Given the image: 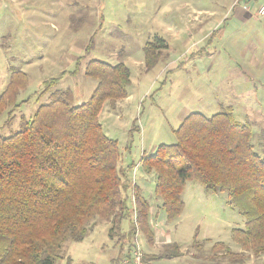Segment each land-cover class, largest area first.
<instances>
[{"label":"rangeland","instance_id":"374dc122","mask_svg":"<svg viewBox=\"0 0 264 264\" xmlns=\"http://www.w3.org/2000/svg\"><path fill=\"white\" fill-rule=\"evenodd\" d=\"M263 3H249L248 17L236 0H0V95L11 71L27 77L16 106L0 116L2 137L47 101L45 83L58 80L54 90H69L80 105L96 86L84 75L88 62L123 64L130 73L128 99L120 108L105 103L99 123L118 144L129 204L133 182L150 205L152 240L138 228L126 237L128 219L111 236L110 225L97 221L81 242L61 245L55 264H120L135 240L149 264H264V255L245 253L232 240L245 220L226 193L187 182L183 210L169 222L154 193L155 174L140 163L158 146L175 143L173 131L190 113L228 110L249 125L251 144L264 160V17L255 16ZM156 39L166 47L147 70L143 48ZM215 244L231 254L214 251ZM176 251L174 259L153 260Z\"/></svg>","mask_w":264,"mask_h":264},{"label":"trees","instance_id":"16d2710c","mask_svg":"<svg viewBox=\"0 0 264 264\" xmlns=\"http://www.w3.org/2000/svg\"><path fill=\"white\" fill-rule=\"evenodd\" d=\"M165 47L157 39L145 45L147 70ZM84 75L96 82L86 102L75 105L71 92L54 90L58 80H51L41 92L47 101L29 120H20L17 132L0 135V264H55L61 245L81 242L97 221L110 225L111 236L128 219L126 237L138 228L152 240L150 205L133 182L129 204L118 144L99 123L105 103L114 108L127 98L129 70L90 61ZM26 84L24 73L10 72L0 116L16 106ZM173 132L175 143L140 160L146 174H155L154 193L167 221L181 214L186 183H198L208 192L226 193L245 220L243 229L232 230V240L245 253L264 255V160L254 151L249 125L235 121L230 110L208 117L190 113ZM213 250L231 254L223 244ZM178 256L176 251L153 260Z\"/></svg>","mask_w":264,"mask_h":264},{"label":"built area","instance_id":"2783aa9c","mask_svg":"<svg viewBox=\"0 0 264 264\" xmlns=\"http://www.w3.org/2000/svg\"><path fill=\"white\" fill-rule=\"evenodd\" d=\"M255 0H236V3L243 2L242 9L249 11V3L254 2ZM256 15L259 17H264V5H261L256 10ZM138 234V233H137ZM137 234L135 238H137ZM120 264H147L144 261V256L141 250V247L137 240L132 244L129 253L127 256L120 262Z\"/></svg>","mask_w":264,"mask_h":264},{"label":"crops","instance_id":"0c3cea01","mask_svg":"<svg viewBox=\"0 0 264 264\" xmlns=\"http://www.w3.org/2000/svg\"><path fill=\"white\" fill-rule=\"evenodd\" d=\"M262 1L264 2V0H262ZM255 2H257V0H255ZM263 4H264V3H263ZM242 11L245 12V14H247L248 17L251 16V14L249 13V12L251 11V9H249V11H244V10H242ZM255 16H256V17H259V16L256 15V12H255ZM214 17H215V16L213 15V13H210V15H209V19L212 20ZM208 32H209V31H208ZM128 97H129V94H128L127 98H125V99L122 100V101L117 102L116 106H119V108H120V106H122V103H124V101H125L126 99H128ZM116 106H115V107H116ZM204 116H205V115H204ZM207 117H208V116H207Z\"/></svg>","mask_w":264,"mask_h":264}]
</instances>
